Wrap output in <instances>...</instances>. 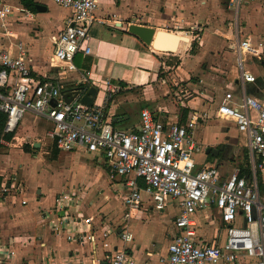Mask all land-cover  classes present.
I'll return each instance as SVG.
<instances>
[{
    "label": "built area",
    "instance_id": "obj_1",
    "mask_svg": "<svg viewBox=\"0 0 264 264\" xmlns=\"http://www.w3.org/2000/svg\"><path fill=\"white\" fill-rule=\"evenodd\" d=\"M51 1L68 9L70 15L53 40L50 66L61 73L77 72L73 58L78 52L89 53L87 34L96 21L99 0ZM251 1L228 0L227 8L237 15L240 7ZM13 10L11 5L0 2V27L12 18ZM233 29L237 37L238 92L228 88L219 89V93L212 91L200 78L187 89L204 98L210 96V101L215 99L214 117L231 120L236 130L244 134L249 179L239 176V167L227 173L218 165L199 166L194 160L205 148L196 137L199 120L207 117L204 111L191 107L184 121L164 122L149 108L141 107L134 128H115L105 106H86L76 98L64 102L61 91L65 88L32 71L24 40L10 31H0V38L14 40L9 48L0 45L3 132L12 133L25 113L49 123L46 136L59 152L79 151L103 163L106 177L122 192L124 208L117 226L103 222L101 217L95 222L93 216L81 211L80 203L71 198V191L62 192L56 197L54 209L42 212V225L66 242L89 244L90 261L55 263L46 257L38 263L21 264H140L128 247L133 240L129 225L145 211V204L156 211L177 209L166 233L168 244L162 258L166 264H264V203L258 186V178L264 185V81L256 85V77L246 69L253 59L258 61L253 62L257 66L264 62V42L241 39L236 21ZM88 75H80L83 86L92 84ZM247 83L256 85V94L246 93ZM174 86L177 88L178 84ZM102 89L105 102L119 90L109 81H103ZM178 93L175 96L180 101L187 91L179 89ZM200 215L218 225L210 242L198 233ZM97 250L101 251L100 256L93 257ZM11 255L0 244V264Z\"/></svg>",
    "mask_w": 264,
    "mask_h": 264
},
{
    "label": "crops",
    "instance_id": "obj_2",
    "mask_svg": "<svg viewBox=\"0 0 264 264\" xmlns=\"http://www.w3.org/2000/svg\"><path fill=\"white\" fill-rule=\"evenodd\" d=\"M34 1L35 4L44 6L46 8L45 11L37 12L35 10V12H30L22 8L19 0H0V2H5L14 8L13 16L9 22L10 34L24 40V50L32 71L40 77L57 82L63 88H67L69 85L75 83H81L80 75L88 73V77L91 79L92 84L85 87L87 90L91 87L96 90L92 105L105 106L107 117L115 128H134L138 123V113L141 107L149 108L158 119L160 117L165 119L168 118L172 122L180 120L182 113L179 111V107L182 108V105L177 104V102V105H173L172 102H170L171 96L174 97L176 92L174 91L173 95L170 94V90L166 84L167 81L162 76L164 72H168L167 75H170L171 82L175 83L177 80L184 81L186 82L185 86H189L193 83V81L190 80V76L197 69L198 73L201 75L199 78L202 79L205 84L220 87L221 89L225 88L226 84H229L230 86L228 87H233L235 92L239 90L236 67L237 37L233 29L234 23L230 24L232 30L229 28L227 33L224 34L221 43H218L216 38L209 33L211 29L209 31L206 29L203 33L196 34L189 29L177 30L169 27L171 26L169 25L170 17L173 11L176 12L172 6L173 2L176 0H99L94 15L96 21L92 23L87 34L89 53L78 52L75 54L73 64L77 72L61 73L58 69L50 66L49 59L53 52V40L63 29L66 19L69 16L68 10L55 5L51 0ZM201 1H203L201 7H208L209 9H212V7L215 8L216 4L222 1L224 3V9L221 10V8L216 7L215 10L217 9L218 11L228 13V18L229 14L233 15V12L227 8L228 0ZM188 3H192L190 9V12L194 13L192 20H196L195 23L200 24L198 19L201 18V8L194 5L191 0ZM246 5H248L247 9L242 13L247 22L246 26L240 28L239 20L237 19V29L241 33L239 37H241V39L249 37L254 42L260 39V41L264 42V0H253ZM242 7H244V5ZM62 11L65 12L61 13ZM239 12L240 11L237 13L238 16ZM14 22L23 24L26 30L31 32L35 37L32 38L33 40L30 44V48L25 47L28 42L27 35L24 34L21 29H18L16 32L12 30L11 25ZM27 25L30 26L31 29H29ZM131 25L184 36L188 39V42L185 47L178 45L174 53H162L154 50L151 45H146L137 36L130 33L128 27ZM242 34H244V37ZM256 35H259V37ZM38 38H42L43 40L40 42ZM192 42H198L200 46L199 52L193 55L188 53ZM257 42H259V40ZM13 43L14 40L6 48H9ZM217 43L220 44L217 51H215V53L211 51L208 53L207 49L213 47ZM168 57H178V64H176V66H171L169 62L162 60V58L168 59ZM216 59H219L222 63L224 62L226 67H222L220 64L217 67L212 66L213 63H210V61L215 62ZM232 59L234 62V69H231L230 74H227L229 72L225 71L228 65L231 66L230 63ZM246 69L256 77V85L260 86L264 81V62L259 66L250 62L247 64ZM103 81H109L112 85L119 88L118 92L114 94L112 99L108 102H105L104 99V91L102 89ZM256 85L250 83L245 84L246 93L252 95L256 94ZM183 107L188 108V106L184 104ZM211 142L212 141L204 142L203 145L205 149L207 148L206 145ZM210 148L213 150L212 147ZM21 153L22 155L17 157L25 161L23 155L27 156L28 154L22 151ZM204 154L202 162H199L201 164L199 166L204 165L205 161L211 156L210 154ZM89 157L94 159L92 156ZM211 157L214 158V156ZM30 162L33 163L32 161ZM30 162L25 161L23 164L17 163L18 170H20L24 177L23 185L17 184L14 178L6 179L3 173L0 172V191H7L8 187L14 189V191H18L19 189L20 194L13 196V198L16 197V200H18L17 198L19 197L24 198L22 201H25V204L27 203V198L24 196L32 195L31 192H29L31 187L27 179V175L30 174L29 169L32 165ZM65 189L69 191L68 188ZM37 192H39V190H37ZM40 192L41 194L46 193ZM53 194L54 193H52L50 197L43 196L41 200L36 201V203L41 204L42 207L53 206L55 199L53 198ZM6 201L1 202V204H5ZM47 210H49V207ZM42 212L40 214V225H42ZM4 214H8L9 217L16 216L17 218H23V214L28 215L31 214V212L23 210L18 206L13 207L8 205L4 209L0 208V221ZM142 215L141 212L138 218L130 222V225L132 222L142 219ZM198 219L200 227L202 226V220L203 224H208L210 222L204 215H200ZM106 222L111 223L112 226L118 225H114V223L109 220H106ZM210 224H213V222H210ZM42 226L44 227V225ZM215 229L216 227H214L212 233H209V235H207V233L203 234L200 230L198 233L203 234L204 240L210 242L215 233ZM221 231L222 230L219 229V234ZM132 236L133 240L128 244V247L138 263L166 264L162 261L164 257L160 251L164 249L166 255L168 240L163 246L156 247L153 243L144 244L138 241L134 242L135 236L133 234ZM17 243H19L22 248L32 245L33 248H37V251L39 250L37 252L38 254L33 256L35 252H29L28 254L32 255L31 257L21 256V254H19V249H15L14 247ZM0 244H3L12 252L10 257L6 256L7 258H5L3 264H21L24 261L38 263L46 257L48 260L55 263H63L67 260L89 262L91 259V248L89 244L78 245L66 242L62 237H56L50 234L47 227L43 228L42 238L39 239L31 235H26L18 239V237L2 236L0 234ZM100 254L101 251L97 250L93 257H98Z\"/></svg>",
    "mask_w": 264,
    "mask_h": 264
},
{
    "label": "rangeland",
    "instance_id": "obj_3",
    "mask_svg": "<svg viewBox=\"0 0 264 264\" xmlns=\"http://www.w3.org/2000/svg\"><path fill=\"white\" fill-rule=\"evenodd\" d=\"M189 1L190 0H176L173 2L172 6L176 12L173 11L170 17V28H175L177 30L189 29L196 34H201L206 31V29L207 31L211 29L209 33L216 38L218 43H221L224 34L227 33L230 28V24H233L234 21L237 22V19L239 20L240 28L246 26L247 22L243 16L244 14H242L244 13L243 11H246L247 9L248 5L246 4H244V7H240L239 16L236 15V13H233V15L229 14L228 18V13L218 11L217 9L215 10L216 7L221 8V10L224 9V3L222 1L217 3L218 5L216 4L215 8L212 7V9H209L208 7H201L203 1L191 0L194 5L201 8V18L198 19L200 24H196V20H192L194 13L190 12L192 3H188ZM64 12L65 11H62L61 13ZM67 12L70 15V11L68 10ZM10 21L11 20L7 21L5 27H0V31L2 33L10 31ZM19 24L20 23L14 22L11 25V28L15 32L18 29H21L24 34L27 35L28 42L25 47L30 48V44L33 40L32 38L35 37L31 32L26 30V27L23 26V24ZM27 27L31 29L30 26L27 25ZM242 36L244 37V34H242ZM256 36L259 37V35ZM38 40L41 42L43 39L38 38ZM258 40L260 41V39H257V41ZM12 42L13 40L11 38H0V45L3 47H8ZM218 43L207 49V52L209 53L211 51L215 53L220 45ZM181 45L182 47L186 46V44ZM199 48L200 46L198 42H192L188 53L192 55L196 54L199 52ZM162 60L169 62L171 66H176L179 62L178 57H168V59L162 58ZM253 62L258 63L255 59H253ZM210 63H213L212 66L216 67L219 64L222 67H226V64H224V62H220L219 59H216L215 62L210 61ZM230 65L231 66L228 65V68L225 71L229 72L227 74H230L231 69H234L233 59ZM167 74L168 72H164L162 76L167 81L166 84L168 85L171 95H173L174 91L179 94V89H186L187 91V94L185 95L186 98L181 97V100L178 101L177 97L174 95V97L171 96L170 102H172L173 105L184 104L188 106V109H191L192 107V109L194 108L199 112L204 111L207 114V117L203 120H199L196 126V137L202 145V149L204 148V142L207 141H212L206 146L212 147L213 149H217L221 145H226V153L217 158L210 156V158L205 161L204 165L218 164L221 166L223 171L230 173L233 168L238 167L241 163H245L248 158L247 151L244 146L245 136L243 133L236 130L231 120H221L214 117L215 99L210 101V96L204 98L193 94L188 90L191 89V86H185L186 82L179 80L175 83L171 82L170 75L168 76ZM199 76L201 75L196 69L195 72L191 74L190 80L195 82V79L199 78ZM174 84H178V87L174 88ZM228 86L230 85L226 84L225 88L234 91L233 87ZM208 87L212 88V91H216L218 93L220 91L219 89H221L220 87L214 86ZM193 88L197 90L196 87ZM211 90L208 91V95L211 94ZM180 109L181 108L179 107V111ZM159 119L164 122H171L168 118L165 119L160 117ZM50 128L49 124L41 118L35 117L30 113H25L20 119L17 128L13 131L16 139L12 138L10 141H5L3 137L0 136V172L3 173V176L6 177V179L14 178L17 184L23 185L24 177L20 170H18L19 168L17 167V163L23 164L25 161L33 162H30V164H32L29 169L30 174L27 175V179L31 187L29 192H31L32 195L24 196L27 198L26 204H20V201L24 198L19 197L17 198L18 200H16V197L13 198V196L20 194L19 189L18 191H14V189L5 186L8 187V190L0 191V208L4 209L8 205L13 207L18 206L23 210L30 211L32 215L23 214V218H17L16 216L9 217L8 214H4L1 217L2 220L0 221V234L2 236L18 237V239H21L26 235L34 236L37 239L42 238L44 227L40 225V214L43 210H47L48 207L49 209H54L56 197L62 192L67 191L65 188H68V190L73 193L71 198L80 203L79 207L81 208V211L88 216H93L95 222H97L98 218L101 217L103 222L104 220H109L112 221L114 225L119 224L124 213L121 201L122 192L118 189L116 183L110 181L106 177V171L102 162L91 159L88 155L79 151L64 153L57 152V154L54 155L50 139L46 136V133L50 130ZM2 134H4L3 131ZM35 144H38V147H34ZM204 149L202 152H199L194 156V160L197 163L202 162ZM21 151L28 154L27 156L23 155L25 161L17 157L22 155ZM37 190H39V192H37ZM40 191H42V193H46L41 194ZM52 193H54L53 198H55L53 206L42 207L41 204L36 203V201L41 200L43 196L50 197ZM260 196L262 202L264 203V193L260 194ZM4 201H6V203L1 204V202ZM144 208L145 211L142 213V219L134 221L130 225V231L135 236L134 242L138 241L144 244L153 243L156 247L163 246L167 243V229H169L170 222L177 212V209L168 207L163 211H156L155 209H150L147 204L144 205ZM201 224L202 226L200 227V231L203 234L207 233V235L212 233L214 227L218 226L215 222H213V224H210V222L208 224H203V220L201 221ZM215 232L217 233V231ZM221 234L222 232H220V235ZM110 240H112V238ZM14 247L15 249H19V254L24 257H31L32 255H29V252H35L33 255L35 256L39 251H37V248H33L32 245L22 248V246L17 243ZM161 250V254L165 257L164 249Z\"/></svg>",
    "mask_w": 264,
    "mask_h": 264
},
{
    "label": "water",
    "instance_id": "obj_4",
    "mask_svg": "<svg viewBox=\"0 0 264 264\" xmlns=\"http://www.w3.org/2000/svg\"><path fill=\"white\" fill-rule=\"evenodd\" d=\"M34 8L37 12L45 11L46 9L40 4H35ZM128 31L137 36L146 45H151L154 50L162 53H174L181 40L188 42V39L184 36H178L165 31H154L153 29L137 25H131L128 27ZM95 93L96 90L93 87L87 90L82 83L69 85V87L61 91L64 102L69 103L72 99L76 98L80 103L86 106L92 105ZM52 104H55L54 100H52ZM34 147H38V144H35ZM204 153L217 157L218 151L207 147Z\"/></svg>",
    "mask_w": 264,
    "mask_h": 264
},
{
    "label": "trees",
    "instance_id": "obj_5",
    "mask_svg": "<svg viewBox=\"0 0 264 264\" xmlns=\"http://www.w3.org/2000/svg\"><path fill=\"white\" fill-rule=\"evenodd\" d=\"M19 3L20 5L22 6V8L30 11V12H35V8H34V5H35V1L34 0H19ZM188 108H184L182 107L180 109V112L182 113L181 114V118L179 121H184L185 118L187 117V113H188ZM4 123H5V115L0 113V136L3 137V139L5 141H10L13 137H14V134L13 132L12 133H4L2 134V131H3V128H4ZM51 127V126H50ZM50 143H51V147H52V152L53 154H57L58 149L55 147V144L52 140H50ZM239 176H244L246 177L247 179L250 178L251 176V173H250V167H249V163H248V158H247V161H245V163H241L239 166ZM258 186H259V192L260 194L264 193V185L261 183L260 179L258 178Z\"/></svg>",
    "mask_w": 264,
    "mask_h": 264
},
{
    "label": "flooded vegetation",
    "instance_id": "obj_6",
    "mask_svg": "<svg viewBox=\"0 0 264 264\" xmlns=\"http://www.w3.org/2000/svg\"><path fill=\"white\" fill-rule=\"evenodd\" d=\"M226 145H221L219 146L216 150L218 151L217 156L219 157L220 155H223L224 153L227 152V149L225 148Z\"/></svg>",
    "mask_w": 264,
    "mask_h": 264
},
{
    "label": "bare ground",
    "instance_id": "obj_7",
    "mask_svg": "<svg viewBox=\"0 0 264 264\" xmlns=\"http://www.w3.org/2000/svg\"><path fill=\"white\" fill-rule=\"evenodd\" d=\"M187 42H185L184 40H181V42L179 43V45L181 44H186Z\"/></svg>",
    "mask_w": 264,
    "mask_h": 264
}]
</instances>
